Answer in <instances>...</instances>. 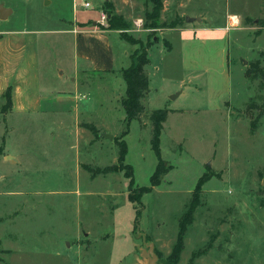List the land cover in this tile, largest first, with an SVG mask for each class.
Returning a JSON list of instances; mask_svg holds the SVG:
<instances>
[{"label":"rangeland","instance_id":"1","mask_svg":"<svg viewBox=\"0 0 264 264\" xmlns=\"http://www.w3.org/2000/svg\"><path fill=\"white\" fill-rule=\"evenodd\" d=\"M74 1L82 19L101 24V0H0L12 10L0 29L37 30L39 50L49 51L41 86L57 99L48 115H0V264H149L150 246L157 264H264V82L245 73L255 60L264 69V0H160L155 20L151 0H115L124 32L153 44L144 110L124 137L122 69L141 45L112 29L109 49L96 39L102 66L74 72V33L61 31L71 29ZM160 108L169 110L161 157L172 167L142 195L137 217L123 173L91 170L117 163L124 140L135 187L149 186L150 114ZM202 175L209 179L173 254Z\"/></svg>","mask_w":264,"mask_h":264},{"label":"crops","instance_id":"2","mask_svg":"<svg viewBox=\"0 0 264 264\" xmlns=\"http://www.w3.org/2000/svg\"><path fill=\"white\" fill-rule=\"evenodd\" d=\"M103 1L104 0H101V11ZM111 2H113L112 4H114L116 11H118L115 0ZM1 6L4 7L3 4H1L0 7ZM6 9L7 13L4 19H7L12 13L10 8ZM76 11L77 10L73 11V17L70 23L71 29H61L62 32L68 30V32L72 31L74 33V72L80 66L91 68V66L94 65L97 69L98 66H102L98 65V63L103 62L99 61L100 59H98L94 53V47L97 42L96 39L101 40L105 50L109 49V39L106 34H110L113 30L98 29L96 25L99 24H95L96 20L91 17L82 19L80 14ZM58 19L64 21L65 18L61 16L58 17ZM87 22H90V24L94 26L91 28L88 27L89 25L86 27L79 26ZM75 26H78L79 29ZM37 33V30H33L29 27H23L21 29H0V107L3 101L2 98L5 97L4 94L6 90H10V106L7 107V109H9L7 111L2 110L6 109L7 104L5 103L3 108H0V115L9 118H12V115L20 114L48 115L50 113L49 108L47 109L45 105H57V99L49 95V90L47 91L41 86L40 72L43 61L40 60V56L41 54L44 56V53L49 54V51L47 49L46 51H42V49L39 50L38 45L40 40ZM91 37L94 38L92 44L91 41L88 40ZM118 37L120 38V36ZM81 42L84 46L81 45ZM151 45L153 46V44ZM125 55H127V52ZM148 64H150V59ZM94 66H92V69H95ZM58 68H60V66H58ZM63 71L62 69L60 70V74L59 76L57 75V78L62 77ZM52 90H50L51 94Z\"/></svg>","mask_w":264,"mask_h":264},{"label":"trees","instance_id":"3","mask_svg":"<svg viewBox=\"0 0 264 264\" xmlns=\"http://www.w3.org/2000/svg\"><path fill=\"white\" fill-rule=\"evenodd\" d=\"M154 4L152 8V15L149 16L151 20H155L158 16L160 10V0H151ZM102 11L107 16V26L103 27L99 24L100 28L108 29V30H119V35L126 42L134 45L139 44L141 48L137 53H133L135 56V60L130 63L127 67L122 69L123 79L126 84L125 97L122 100V105L124 107L126 113V129L122 133L121 137H124L128 132V125L131 120L138 118L140 114L144 110V106L142 104V98L148 92V75L145 71V67L149 63L148 58V48L151 46L150 41H146L142 44L140 39H135L132 36L126 34L124 29L127 28V22L124 20L123 16L115 13L113 4L110 0H104L102 4ZM90 25V22L82 23L80 27H86ZM156 23H152V26L155 27ZM258 26L264 27V16L258 20ZM132 56V57H133ZM246 75H254L259 76L264 82V69L260 65L259 60H255L246 70ZM6 98V108L10 106V90L7 89L5 92ZM167 108L155 109L150 114L151 120V148L154 151L157 157V164L150 176V185L149 186H141L135 187L134 178H133V170L130 164L123 163L125 160V154L127 152V145L124 140H120V151L117 157V163L111 164L109 166H105L103 168H96L95 170H91L92 175L96 174H106L109 172H119L121 171L128 179V199L136 204V214L137 217L141 213V197L144 193L149 192L153 186H156L160 183L161 177L165 174L172 166L168 164L161 157V149H160V135L162 130V123L166 119L168 114ZM264 112V107L260 109V115ZM257 120L252 122V127L254 128ZM93 132V127H90ZM96 133V132H95ZM209 178L205 175L199 177L196 182V185L193 189L192 198L190 200L189 205L187 206L181 221L179 223V230L177 234V240L173 246L172 253L178 254L182 248V239L185 232L186 226L192 221L195 209L200 201V189L201 185L205 183ZM136 229V224L134 225V230Z\"/></svg>","mask_w":264,"mask_h":264},{"label":"built area","instance_id":"4","mask_svg":"<svg viewBox=\"0 0 264 264\" xmlns=\"http://www.w3.org/2000/svg\"><path fill=\"white\" fill-rule=\"evenodd\" d=\"M81 6H83V7H90V3L88 2V1H84L82 4H81ZM73 9L75 10H77V5H76V2L74 1V3H73ZM105 14L103 13V11H102V18H101V21L99 22V23H101L100 25H102L103 27H106L107 26V23H106V19H105ZM141 19L140 18H138V19H136L135 21H134V24L136 25V26H139L140 24H141ZM238 22H239V19H238V17H237V15H229V20H228V27H235V26H237L238 25Z\"/></svg>","mask_w":264,"mask_h":264},{"label":"water","instance_id":"5","mask_svg":"<svg viewBox=\"0 0 264 264\" xmlns=\"http://www.w3.org/2000/svg\"><path fill=\"white\" fill-rule=\"evenodd\" d=\"M7 9L4 7H0V18L4 19L6 17ZM193 19H199V18H191L186 16L185 20L186 21H192ZM172 98L174 97L173 95L171 96ZM146 257L149 259V264H157V256L154 254L152 251V246H150V252L146 253Z\"/></svg>","mask_w":264,"mask_h":264}]
</instances>
